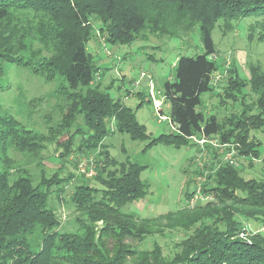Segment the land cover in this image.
<instances>
[{"label": "trees", "instance_id": "obj_1", "mask_svg": "<svg viewBox=\"0 0 264 264\" xmlns=\"http://www.w3.org/2000/svg\"><path fill=\"white\" fill-rule=\"evenodd\" d=\"M169 13L199 25L204 52L178 58L175 80L167 79L162 91L170 103L174 131L152 137L133 108L100 84L92 85L100 69L88 43L95 29L94 17L106 42L130 45L145 30L174 34L167 24ZM245 17H254L250 39L264 42V0H0V79L4 63L10 62L47 81H53L56 74L65 80L55 90L62 118L56 126L48 127L49 137L45 139L46 134L26 128L9 114H0V140L9 139L16 150L38 158L47 147L44 139L52 141L54 136L68 133L66 142L58 141L64 149L59 156L62 159L81 131L70 133L71 126L77 115L84 114L89 134L78 149L91 153L104 148L100 153L104 162L96 161L93 177L98 187L84 177L75 184V175L61 178L60 172L36 180L26 169L13 166L7 143L4 145L0 264H264V233L246 228L249 220L264 222V148L252 135V131H264V69L253 64L246 80L230 68L227 84L220 91L221 104L239 103V112L220 118L199 110L201 95L216 88L213 78L219 70L211 58L217 53L212 30L220 19L227 29L233 27L234 20ZM29 38L44 43L47 55L40 49L38 59L34 54L24 56ZM248 87L256 95L252 101L243 93ZM114 131L127 133L135 141L149 140L144 150L159 143L177 148L198 145L193 137L203 135L218 138L227 146L223 150L214 146V152L218 149L226 156L234 151L233 157L248 160V168L262 162V177L246 178L245 165L223 158L218 167H210L202 182V192L211 194L213 200L189 206L197 189L187 191L183 208L141 218L123 207L147 195L148 184L142 179L147 166L111 155L104 140ZM197 173L204 175L200 170ZM69 184L74 185L70 202L79 214L76 230L60 229V218L50 201L52 187L62 198ZM165 228L184 229L188 235L172 258L164 256L158 244L144 249L128 241H144L147 235L162 233ZM38 231L42 238L34 244Z\"/></svg>", "mask_w": 264, "mask_h": 264}, {"label": "rangeland", "instance_id": "obj_2", "mask_svg": "<svg viewBox=\"0 0 264 264\" xmlns=\"http://www.w3.org/2000/svg\"><path fill=\"white\" fill-rule=\"evenodd\" d=\"M176 17L173 13L167 15V24L173 28L174 34L160 35L145 30L130 45L106 42V34H102L99 29L100 22L95 17L92 19L95 29L88 49L94 54L100 69L92 85L100 84L115 99L133 108L138 120L146 126L152 137L174 131L170 119V103L165 100L162 91L167 79L175 80L174 65L178 58L182 55L192 56L204 52L199 25L191 23L184 16ZM253 20L254 17L240 18L233 21L232 28L225 29L224 21L220 19L212 30L217 53L211 58L217 61L219 70L214 75L216 88L201 95L199 110L206 116L216 113L221 118L241 110L242 106L239 103L221 104L220 91L227 84L226 76L230 73V68H235L240 78L246 80L250 79V68L253 64H258L264 69V42L251 40L249 35L250 23ZM26 43L24 56L31 57L34 54L36 55L34 59H38L42 54L39 53L40 49L47 55L46 47L40 40L29 38ZM64 81L60 74H56L53 81H47L24 66L5 62L4 74L0 79V114L15 117L26 128L46 134V139L50 136L48 127L56 126L62 118V114L57 110L55 90ZM150 81L153 82L154 88L152 85L150 87ZM151 88L156 94L155 98L152 96ZM248 88L244 89L243 93L249 95L248 98L252 101L256 95L250 87ZM156 98L160 100L157 102L161 104L162 112L157 109ZM161 113L168 119L160 120ZM111 127L114 128V125ZM72 132H78L79 135L75 138L70 153L62 159L59 156L64 153V149L58 145V141L66 142L68 133L56 135L50 139L52 141L44 139L43 143L47 147L38 153V158L33 153L16 150L10 145L9 139L0 140V168L3 165L2 158L5 156L4 145L7 143V154L12 158L13 166L26 169L36 180H40L42 175L51 177L60 172L61 178H66L70 174L75 175L76 180L73 182L75 184L84 177L92 185L100 187L93 177L97 174L96 161L101 160L99 161L101 164L104 162V156H100L104 148L98 147L97 152L90 153L77 147L84 144V138L85 142L88 139L89 132L84 114L76 116L71 126L70 133ZM252 135L261 140L264 148V131H252ZM148 141H135L127 133L118 131L112 132L104 141L116 159L120 161L130 159L147 166L142 173V179L148 184L147 195L123 207L125 212H131L141 218L156 217L183 208L187 202L185 192L198 189L203 179H206L210 167H218L219 162L225 158L223 152L218 149L214 152V146L201 147L199 144L177 148L159 143L144 150ZM91 158L93 161L90 162V166L96 173L90 177L79 172V164L82 159ZM233 159L245 165L243 173L246 178L262 177V162L258 161L253 168H248V160L244 158L239 160L236 157ZM199 170L204 172V175L197 173ZM12 172L14 177L16 172L15 170ZM210 182L211 185L214 184L213 179ZM65 187L66 192L62 198L57 197V188L52 187L54 192L50 201L60 218V229L76 230L78 227L76 218L79 214L74 204L70 202L74 185L69 184ZM163 221L166 222V219ZM246 228L251 233L259 231L264 233V222L249 220ZM186 236L188 235L184 229L165 228L162 233L147 235L144 241L132 239L128 241L134 245L139 244L138 246L144 249H152L158 244L163 255L172 258L179 250L178 244ZM34 237L33 243H40L41 232L38 231Z\"/></svg>", "mask_w": 264, "mask_h": 264}, {"label": "built area", "instance_id": "obj_3", "mask_svg": "<svg viewBox=\"0 0 264 264\" xmlns=\"http://www.w3.org/2000/svg\"><path fill=\"white\" fill-rule=\"evenodd\" d=\"M144 74L145 73H142V75H144ZM213 80H214V78H213ZM152 84H153V82L150 81V87H151ZM152 86L154 88V85H152ZM151 92H152V96L154 97V92H153V89L152 88H151ZM156 105L158 107L157 109H159V112H162L161 107H160L161 104H159L157 102V100H156ZM165 119H168V117L167 116H163V114L161 113L160 120H165ZM193 139L197 143H199L200 145H202L203 147L207 143H211L213 146L218 147V148L220 147V148H222V150H223L224 147L227 146L226 144H221L218 138L213 139V138H210V137L204 136V135L201 138L193 137ZM234 154H235L234 151L228 152L226 154V156H225V159L230 160L231 162H233V156H234ZM92 159L93 158H91V159H82L80 161V164H79V172L81 174H84V175L90 176V177L95 175V173H96L95 171L96 170H94L93 167L90 166V162L93 161ZM203 181H205V179H203ZM202 182H201L200 187L196 190V192L194 193V195L189 200V206H194L195 204H197L199 202L200 203H206V202L210 201L211 199H213V196L211 194H204L202 192V188H201L202 187Z\"/></svg>", "mask_w": 264, "mask_h": 264}, {"label": "crops", "instance_id": "obj_4", "mask_svg": "<svg viewBox=\"0 0 264 264\" xmlns=\"http://www.w3.org/2000/svg\"><path fill=\"white\" fill-rule=\"evenodd\" d=\"M156 94H154V98H155ZM157 101H160L158 98H156ZM105 141V140H104Z\"/></svg>", "mask_w": 264, "mask_h": 264}]
</instances>
